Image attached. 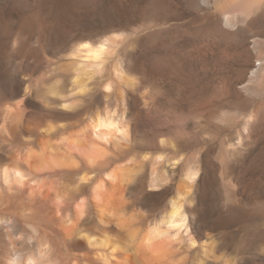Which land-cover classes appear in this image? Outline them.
I'll list each match as a JSON object with an SVG mask.
<instances>
[{
	"label": "rangeland",
	"instance_id": "374dc122",
	"mask_svg": "<svg viewBox=\"0 0 264 264\" xmlns=\"http://www.w3.org/2000/svg\"><path fill=\"white\" fill-rule=\"evenodd\" d=\"M108 37L99 70L70 99L75 109L63 108L53 92L57 84L70 93L61 64L87 63L74 46ZM111 111L129 138H104L106 155L90 163L94 152L64 137ZM26 127L32 139H24ZM42 138L58 161L29 175L35 182L0 194V245L6 233H34L31 222L57 228L63 215L77 218L80 206L93 224L95 184L128 163L139 170L126 199L143 211V230L187 171L197 172L185 205L190 231L173 241L167 264H264V0H0V170L17 160L32 172L27 151L40 150ZM154 166L167 178L158 189L149 185ZM86 172L92 177L83 194L68 193ZM19 220L27 229L13 224ZM107 227L119 228L113 220ZM207 236L212 255L203 253ZM94 264L102 262L94 257Z\"/></svg>",
	"mask_w": 264,
	"mask_h": 264
},
{
	"label": "bare ground",
	"instance_id": "6f19581e",
	"mask_svg": "<svg viewBox=\"0 0 264 264\" xmlns=\"http://www.w3.org/2000/svg\"><path fill=\"white\" fill-rule=\"evenodd\" d=\"M110 39L109 37L104 38L98 43H92L88 40L80 41L74 46L72 54L84 58L87 63L70 60L61 64L60 68L66 74L70 84V93L62 94L57 84H55L56 89L53 92L62 97L63 108L69 111L75 109L76 103L70 99L72 96L86 91L89 80L94 77L101 62L104 61L108 42L112 41ZM115 116L113 112L106 115H100L99 112L88 126H82L80 130L65 136L64 140L68 141L74 149L94 152V157L89 156L88 160L90 163L97 164V158L106 155L102 150L101 140L103 141L107 137L118 139L119 135L126 139L129 138V129L122 120L123 118L118 119ZM60 125L65 126L66 123L60 122ZM29 129L28 127L25 128L24 139H32ZM54 130L55 126L49 124L44 132L51 134ZM39 142L42 143L40 150L31 147L27 151L28 164L31 169H34L32 172L20 168L17 160L13 161L15 163L13 167L9 165L2 167L0 170V194L6 191L11 195L17 189L18 183L23 184L26 180L35 182V178L29 179V175L33 174L34 177H37L39 171L44 169L46 165L58 161L51 141L42 138ZM117 145L125 148L121 142H117ZM47 149H50V157L46 156ZM29 158H33V161H30ZM159 158H163V155L160 154L157 159ZM65 159H61L59 162H64ZM174 163L176 162L174 161ZM138 170L128 163L118 165L106 171L105 178L95 184L96 220L93 224H87L86 220L82 219L86 212L80 203L81 208L78 217L72 219L66 214L63 215V218L58 220L57 228L54 226L56 225L54 221H45L42 224L31 222L29 225L34 233H28V235L23 232L6 233L1 239L2 244L0 245L4 254V264H94V257L102 264H167L166 261L172 253L173 241L179 238L178 235L181 232L189 233L190 231L185 205L192 193V181L197 176V172L194 168L187 171V177L176 187V192L170 198L167 207L155 219L156 221L150 223L148 229L146 228L147 230L144 229V231L142 229V221L145 217L143 211L130 204L126 199L127 185L132 177L138 174ZM80 177L76 185L67 186L69 189L66 187L68 193L71 191L75 194H83V184L91 180L92 175L86 172ZM166 180L165 172L160 171L155 166L152 167L150 187L158 189ZM41 189L42 187H39L38 192ZM56 197L58 206H61L64 197L59 193L56 194ZM84 200L85 197H81L79 202L83 203ZM58 211L61 210L58 209ZM111 220L119 227L118 229L114 228L113 230L107 227ZM13 224L23 230L27 229L21 220L13 222ZM50 228L54 229L50 230ZM209 241L208 236L207 240L203 241L202 248L204 247L203 253L205 255H212L213 253V250L208 248L211 244ZM196 244L197 241L190 237L189 245L194 246Z\"/></svg>",
	"mask_w": 264,
	"mask_h": 264
},
{
	"label": "water",
	"instance_id": "95a60500",
	"mask_svg": "<svg viewBox=\"0 0 264 264\" xmlns=\"http://www.w3.org/2000/svg\"><path fill=\"white\" fill-rule=\"evenodd\" d=\"M27 93H28V92L26 91V92H25V95H26ZM66 116H67L68 118H70L69 116H71V114H70V113H67ZM209 238H210V237H209ZM206 240H207V237H206Z\"/></svg>",
	"mask_w": 264,
	"mask_h": 264
},
{
	"label": "snow or ice",
	"instance_id": "6c2138e0",
	"mask_svg": "<svg viewBox=\"0 0 264 264\" xmlns=\"http://www.w3.org/2000/svg\"><path fill=\"white\" fill-rule=\"evenodd\" d=\"M85 47H87V45H84Z\"/></svg>",
	"mask_w": 264,
	"mask_h": 264
}]
</instances>
